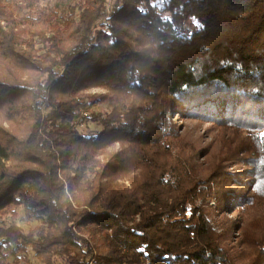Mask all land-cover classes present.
Masks as SVG:
<instances>
[{
    "label": "trees",
    "instance_id": "obj_1",
    "mask_svg": "<svg viewBox=\"0 0 264 264\" xmlns=\"http://www.w3.org/2000/svg\"><path fill=\"white\" fill-rule=\"evenodd\" d=\"M30 249L264 264V0H0V264Z\"/></svg>",
    "mask_w": 264,
    "mask_h": 264
},
{
    "label": "rangeland",
    "instance_id": "obj_2",
    "mask_svg": "<svg viewBox=\"0 0 264 264\" xmlns=\"http://www.w3.org/2000/svg\"><path fill=\"white\" fill-rule=\"evenodd\" d=\"M47 1L55 2L56 0H42V3H46ZM87 91H93V92H107L106 89L101 88L99 86L93 87L91 89H87ZM102 107H105V105H102ZM178 123L181 124L182 128L184 130H188L189 133H191L194 137H201L202 141L208 142L212 140L213 136L217 132V128L213 125L211 126V121H200L196 118H178ZM92 126V127H91ZM89 128L91 129H97L98 126L96 124H91ZM88 127L84 126V130L88 131ZM129 182V181H127ZM211 203L214 202L213 200L210 201ZM17 220L24 226V228L29 231L33 226L36 225V221H28L24 213L22 212V208L20 207L18 210V213L16 215ZM220 228H218L219 230ZM28 256L32 258L36 264H41L39 258L35 255V252L30 249L28 251Z\"/></svg>",
    "mask_w": 264,
    "mask_h": 264
}]
</instances>
